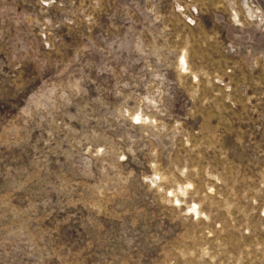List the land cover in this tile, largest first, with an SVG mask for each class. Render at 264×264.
Listing matches in <instances>:
<instances>
[{"label": "rangeland", "instance_id": "obj_1", "mask_svg": "<svg viewBox=\"0 0 264 264\" xmlns=\"http://www.w3.org/2000/svg\"><path fill=\"white\" fill-rule=\"evenodd\" d=\"M0 264H264V0H0Z\"/></svg>", "mask_w": 264, "mask_h": 264}]
</instances>
